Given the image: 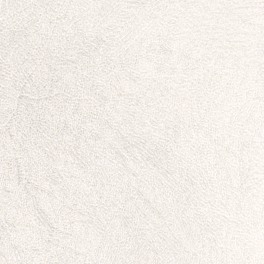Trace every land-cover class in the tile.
<instances>
[{
    "label": "snow or ice",
    "instance_id": "obj_1",
    "mask_svg": "<svg viewBox=\"0 0 264 264\" xmlns=\"http://www.w3.org/2000/svg\"><path fill=\"white\" fill-rule=\"evenodd\" d=\"M0 264H264V0H0Z\"/></svg>",
    "mask_w": 264,
    "mask_h": 264
}]
</instances>
